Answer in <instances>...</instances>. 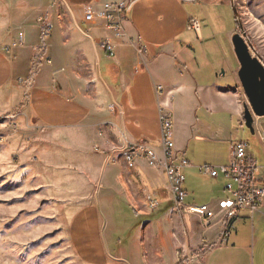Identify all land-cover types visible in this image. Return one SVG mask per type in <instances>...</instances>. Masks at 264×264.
Listing matches in <instances>:
<instances>
[{
  "label": "crops",
  "instance_id": "obj_1",
  "mask_svg": "<svg viewBox=\"0 0 264 264\" xmlns=\"http://www.w3.org/2000/svg\"><path fill=\"white\" fill-rule=\"evenodd\" d=\"M14 2L4 30L6 44L16 41L19 33L23 44L7 52L0 43V110L8 112L5 117L13 116L6 122H29L42 129V133L36 132L40 144L49 140L60 146L66 142L76 154L91 148L104 149L105 161L98 163L97 189L86 193L93 194L92 200L79 206L68 223V240L78 262L264 264V201L254 212H240L227 240L222 242L219 216L210 227L203 228L198 220L199 225L173 207L161 168H150L139 160L129 170L121 157L115 158L118 149L127 144L146 143L159 150L158 114L162 109L171 113L175 150L189 164L184 169L186 178L194 171L189 169L183 142L202 139L195 136L203 129L197 116L201 111L218 121L215 128L208 130L222 136L214 142L220 160L217 164L228 163L234 139L222 122L228 116L231 122L244 125L246 104L231 44L237 29L231 0ZM118 2L128 6L123 20L125 39L113 40L115 55L110 58L99 47L100 40L109 34L100 26L85 24L82 8ZM39 17L55 27L43 51L37 50L41 46ZM191 20L199 22L196 33L188 30ZM86 31L88 36L84 35ZM127 39L132 40L133 47ZM54 48L53 66H59L61 74L51 70ZM97 66L104 82L98 77ZM219 70L225 75L217 74ZM84 72H92L89 80L96 81L89 83L97 93L92 98L88 91L80 89L89 85ZM17 82L27 85L21 96ZM6 95L8 98L3 99ZM107 102L108 106L116 105V114L104 113ZM17 107L20 113L15 116L10 111ZM111 135L117 147L111 148ZM251 135L257 140L255 133ZM247 152L256 164L264 166V158L260 160L249 147ZM186 178L184 190L188 198L186 187L190 183ZM223 188L218 184L214 191L227 197ZM209 198L202 205L217 213L219 200Z\"/></svg>",
  "mask_w": 264,
  "mask_h": 264
},
{
  "label": "rangeland",
  "instance_id": "obj_2",
  "mask_svg": "<svg viewBox=\"0 0 264 264\" xmlns=\"http://www.w3.org/2000/svg\"><path fill=\"white\" fill-rule=\"evenodd\" d=\"M14 1L0 0V43L7 52L10 51V44H6L8 36L4 30L10 21L8 16ZM234 4L250 44L254 46L257 55L264 58V0H234ZM51 30V33H54L55 27L53 26ZM236 33L237 29L234 30V34ZM56 50L57 48H54L51 70L61 74V68L53 66ZM250 53L254 56L252 50ZM44 61L46 64L50 63L49 59ZM96 72L100 81L104 82L100 66H97ZM216 73L225 75L223 70ZM83 76L87 84H91L92 81L96 83L89 80L92 79V72H84ZM90 84L85 89L83 87L80 89L88 91L86 93L92 98L97 93ZM26 86L17 82L19 96L23 94ZM7 98L8 95L3 99ZM108 103L105 104V112H102L116 114L118 108L109 109ZM18 108L12 109L10 113L18 116L20 113ZM1 113L3 114L0 115V264H80L68 240V223L79 206L92 200L93 194L86 193L97 189L100 169L98 163L105 161L104 149L91 148L76 154L75 148L65 144L66 142H61L60 146L54 141L48 142L49 140L40 144L36 135L38 132L42 133V129L29 122L25 124H18L17 121L6 122L2 118L7 116L8 112L0 110ZM197 116L203 129L195 136L202 139L183 142L185 155L191 164L189 169L194 171L187 178L186 172L183 171L187 183H190V187H186L189 197L185 199L184 205L200 206L208 203L209 197L220 202L226 195L214 191L218 184L219 188H222L225 183L223 178L213 179L206 171H200L205 165L220 166L217 164L220 160L214 142L221 140L222 136L208 130L215 128L218 121L204 111ZM222 123L232 132L234 142H246L250 152L257 155L260 160L264 158L263 148L244 125L240 126L235 120L231 122L228 116H225ZM256 124L264 127V118L257 119ZM107 128L104 127V130ZM32 131L37 133L33 134ZM111 134H114L113 131ZM112 135L109 140L111 148L118 146ZM73 138L76 136L73 135ZM122 148L120 147L118 151ZM120 151L115 158H122ZM211 190L212 193L214 191L212 195ZM191 217L195 223L198 222L195 216ZM104 219L103 216L102 227ZM129 234L130 232L123 237V241ZM106 251H110L109 246ZM199 254L202 255L203 252L199 251Z\"/></svg>",
  "mask_w": 264,
  "mask_h": 264
},
{
  "label": "built area",
  "instance_id": "obj_3",
  "mask_svg": "<svg viewBox=\"0 0 264 264\" xmlns=\"http://www.w3.org/2000/svg\"><path fill=\"white\" fill-rule=\"evenodd\" d=\"M126 10H128V6L125 2L103 3L99 7L89 4L82 8L85 24L100 26L109 34V37L100 40L99 47L110 58L115 55L116 46L113 40L125 39L123 20ZM37 23L40 25L41 47L37 49L39 51L45 48L46 40L51 34V26L44 17H39ZM198 29L199 22L197 20H191L188 23L189 31L196 33ZM84 35L88 36L87 31L84 32ZM126 41L129 46L133 47L132 40L127 39ZM22 44L23 36L19 33L16 41L10 44L9 49L18 48ZM137 50L140 52V49ZM157 94L161 95L159 90ZM111 108L115 109L116 105L111 104L109 109ZM8 118H13V116L2 119ZM257 119L259 118L254 119V133L264 151V127L256 124ZM158 121L160 128L159 150L146 143L127 144L121 150L122 160L128 169H134L139 160L144 161L149 167L161 168L165 175L173 207L181 213L195 216L203 228L210 227L219 216L223 224L222 242H225L239 213L242 211L254 212L263 203L264 166L260 167L253 161L247 152L248 144L246 142H232L229 161L226 165L200 168V171H206L211 178L221 177L225 181L223 189L227 193V197L218 203V212L215 213L207 205H184L187 192L184 190L183 171L188 166V162L175 150L171 113L160 109ZM259 170H262L261 174H259Z\"/></svg>",
  "mask_w": 264,
  "mask_h": 264
},
{
  "label": "water",
  "instance_id": "obj_4",
  "mask_svg": "<svg viewBox=\"0 0 264 264\" xmlns=\"http://www.w3.org/2000/svg\"><path fill=\"white\" fill-rule=\"evenodd\" d=\"M231 3L238 30V33L232 36L231 44L239 63L238 82L246 99L243 107V123L250 134H254V119L264 118V63L246 36L234 0H231ZM250 50L254 52V56Z\"/></svg>",
  "mask_w": 264,
  "mask_h": 264
},
{
  "label": "trees",
  "instance_id": "obj_5",
  "mask_svg": "<svg viewBox=\"0 0 264 264\" xmlns=\"http://www.w3.org/2000/svg\"><path fill=\"white\" fill-rule=\"evenodd\" d=\"M44 49H42V51H43Z\"/></svg>",
  "mask_w": 264,
  "mask_h": 264
}]
</instances>
